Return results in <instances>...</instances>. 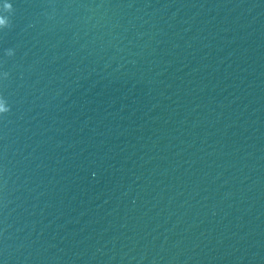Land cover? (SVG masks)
<instances>
[{
	"label": "water",
	"instance_id": "water-1",
	"mask_svg": "<svg viewBox=\"0 0 264 264\" xmlns=\"http://www.w3.org/2000/svg\"><path fill=\"white\" fill-rule=\"evenodd\" d=\"M7 2L0 264H264V0Z\"/></svg>",
	"mask_w": 264,
	"mask_h": 264
},
{
	"label": "clouds",
	"instance_id": "clouds-1",
	"mask_svg": "<svg viewBox=\"0 0 264 264\" xmlns=\"http://www.w3.org/2000/svg\"><path fill=\"white\" fill-rule=\"evenodd\" d=\"M7 27V21L5 20V23L3 25H0V29ZM14 54V51L9 49L7 50V55L11 56ZM7 72H0V79H5L8 77ZM11 110L10 105L7 101V99L4 97L3 94H0V117H2L4 114L8 113Z\"/></svg>",
	"mask_w": 264,
	"mask_h": 264
},
{
	"label": "snow or ice",
	"instance_id": "snow-or-ice-1",
	"mask_svg": "<svg viewBox=\"0 0 264 264\" xmlns=\"http://www.w3.org/2000/svg\"><path fill=\"white\" fill-rule=\"evenodd\" d=\"M0 4H3L4 8H7V9L13 7L12 2L11 3H8L7 0H4V2L3 3H0Z\"/></svg>",
	"mask_w": 264,
	"mask_h": 264
}]
</instances>
